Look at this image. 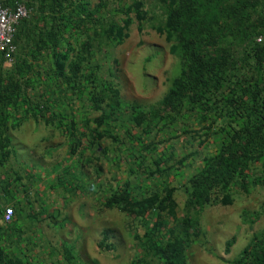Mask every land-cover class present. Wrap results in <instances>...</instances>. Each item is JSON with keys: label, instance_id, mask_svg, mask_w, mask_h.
<instances>
[{"label": "rangeland", "instance_id": "rangeland-1", "mask_svg": "<svg viewBox=\"0 0 264 264\" xmlns=\"http://www.w3.org/2000/svg\"><path fill=\"white\" fill-rule=\"evenodd\" d=\"M136 1L141 20L132 10L134 0H104L95 13L103 27L96 23L90 30L72 31L69 37L75 50L71 58L81 43L91 39L86 67L96 73L98 82L109 81L120 90L121 112L101 127L96 120L102 112L93 109L86 91L73 93L54 78L47 50L28 58L33 64L29 77L34 83L28 91L31 103L49 108L38 118L33 114L27 117L19 109L16 117L23 123H11L9 131L15 155L0 165V194H6L2 188L8 181L14 195L25 191L30 200L22 207L24 221L11 224L2 221L3 212L6 206L16 211V205L0 203V246L23 263L69 264L64 255V247L69 246L80 263L132 264L143 253L139 245L149 242L144 234L152 226L150 215L145 219L120 207L106 208L105 199L125 181L131 182L138 197L175 187L180 218L187 199V179L201 169L203 158L215 151L214 128L216 136L227 125L225 118H215L212 113L203 121L198 111H183L174 119L156 118L148 128L134 124L131 106L144 111L158 106L178 67L171 52L173 41L163 30L165 15L160 0ZM88 2L93 10L100 0ZM127 12L133 21L118 42L116 33L108 31L111 24L123 26ZM30 20H36L35 13ZM12 65L5 67L9 70ZM72 145L77 146L74 154L70 153ZM169 166L174 172L148 175ZM252 170L254 179L262 178L260 163H254ZM17 172L25 179L16 182ZM230 194L232 204L206 206L201 234L188 249L189 264H233L253 235L264 230V181L249 183L248 193L231 186ZM17 215L16 211L14 219ZM162 220L161 233L166 235L177 220L167 215ZM104 233H108L105 244L112 245L110 249L100 246ZM232 237L236 242L227 253L226 242Z\"/></svg>", "mask_w": 264, "mask_h": 264}, {"label": "trees", "instance_id": "trees-1", "mask_svg": "<svg viewBox=\"0 0 264 264\" xmlns=\"http://www.w3.org/2000/svg\"><path fill=\"white\" fill-rule=\"evenodd\" d=\"M16 1L25 2L30 14L18 25L14 39L18 52L11 69L5 67L6 59L0 52V165L15 155L11 150L9 131L11 123L18 126L23 123L16 117L19 109H23V115L33 114L36 118L44 117V112L48 111L46 105L31 103L28 93L34 83L29 77L33 64L28 58H35L42 50L49 52L54 78L73 93L81 94L85 90L93 109L102 112L96 120L97 127L121 112L124 106L120 90L109 81L98 82L96 73L86 67L92 47L89 37L71 58L75 50L69 40L70 34L74 30H90L96 23L103 27L95 13L100 11L104 0L93 9L96 11L90 9L88 0H3V4L12 7ZM160 2L165 15L163 30L173 41L171 52L177 57L178 70L176 68L170 78L158 106L151 111L131 106L134 124L148 128L156 118L168 116L174 119L183 111H198L203 121L212 113L215 118H225L227 125L217 131L216 136L214 128L215 151L206 155L201 169L187 179V199L180 218L176 211L175 187L166 186L161 192L138 197L131 182L125 181L103 205L120 207L129 215L145 219L150 215L152 226L146 228L144 234L149 242L139 245L143 253L132 264H189L188 249L201 234V216L206 206L215 202L232 204L231 186H239L248 193L249 183L264 181V40L257 41L259 36L264 38V0ZM131 7L141 20L140 4L134 0ZM33 13L35 21L30 20ZM128 13L123 26L110 25L108 33H116L118 42L124 37V29L133 21ZM75 126L72 121L71 127ZM76 142L81 145L79 139ZM76 148L72 145L70 153L74 154ZM254 163L261 164L262 178H253ZM164 170L170 172L174 168H157L148 175ZM23 179L24 176L17 172L14 180L20 182ZM9 185L7 181L2 188L6 194H0L1 199L17 197L9 190ZM4 201L0 203H6ZM16 211H22L20 203L16 205ZM165 215L177 220L169 226L166 235L161 233ZM137 238L145 241L140 236ZM107 241L108 233H104L100 246L110 249L112 245L105 244ZM235 242V237L227 240V253ZM72 249L64 247L69 264H84L78 262ZM232 262L264 264V230L254 234ZM0 264L26 263L14 254L10 256L0 246Z\"/></svg>", "mask_w": 264, "mask_h": 264}, {"label": "built area", "instance_id": "built-area-1", "mask_svg": "<svg viewBox=\"0 0 264 264\" xmlns=\"http://www.w3.org/2000/svg\"><path fill=\"white\" fill-rule=\"evenodd\" d=\"M30 10L23 1H16L14 6H6L3 0H0V52L5 56L6 63L12 64L18 52V47L14 43L15 35L19 23L23 18H27ZM264 38L259 36L258 42H262ZM15 218V210L12 206L4 209L2 221L10 224Z\"/></svg>", "mask_w": 264, "mask_h": 264}, {"label": "crops", "instance_id": "crops-1", "mask_svg": "<svg viewBox=\"0 0 264 264\" xmlns=\"http://www.w3.org/2000/svg\"><path fill=\"white\" fill-rule=\"evenodd\" d=\"M45 153V152H43ZM51 162V161H50ZM27 177L29 176V174H26ZM25 175V176H26ZM49 176L51 177V173L49 174ZM31 178L33 180H35L33 178V176H31ZM32 187H33V184H32ZM17 197H13V198H10V200H8V196H4L3 199L1 200H5L4 202H6V204H11V205H18L20 203V205L22 207H24L25 204H29L30 203V200L28 199V194L26 192L20 194L19 192H16L15 194ZM26 218V214H24V212L21 211V213L17 215L16 219H15V222H22L24 221V219Z\"/></svg>", "mask_w": 264, "mask_h": 264}]
</instances>
